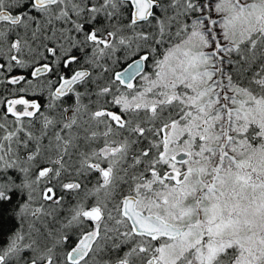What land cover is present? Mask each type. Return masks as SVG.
<instances>
[{"label":"snow or ice","instance_id":"obj_1","mask_svg":"<svg viewBox=\"0 0 264 264\" xmlns=\"http://www.w3.org/2000/svg\"><path fill=\"white\" fill-rule=\"evenodd\" d=\"M0 264H264V0H0Z\"/></svg>","mask_w":264,"mask_h":264}]
</instances>
